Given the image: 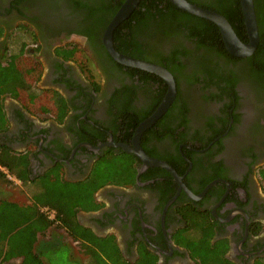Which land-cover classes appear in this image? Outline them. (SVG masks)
<instances>
[{"label": "flooded vegetation", "instance_id": "obj_1", "mask_svg": "<svg viewBox=\"0 0 264 264\" xmlns=\"http://www.w3.org/2000/svg\"><path fill=\"white\" fill-rule=\"evenodd\" d=\"M117 1L0 0V50L21 54L28 74L38 76L34 88L59 103L52 116L4 103L0 145L26 160L24 179L37 189L45 182L70 188L104 158L128 154L133 179L126 183L122 169V185H103L93 192L97 208L75 213L84 233L117 247L122 264H202L193 255L206 233L212 249H225V264H264V85L249 74L250 55L226 60L210 41L190 38L185 21L157 27L146 40L135 28L133 40L147 47L148 60L169 67L176 87L140 145L181 176L192 198L166 169L143 167L121 146H133L167 83L108 54L104 24ZM256 24L259 44L264 22L256 17ZM5 174L23 189L21 176Z\"/></svg>", "mask_w": 264, "mask_h": 264}, {"label": "trees", "instance_id": "obj_2", "mask_svg": "<svg viewBox=\"0 0 264 264\" xmlns=\"http://www.w3.org/2000/svg\"><path fill=\"white\" fill-rule=\"evenodd\" d=\"M122 1L119 0L115 4L111 3L109 5L107 9L109 16L104 26L113 16ZM188 1L225 16L237 36L242 41H246V29L239 0ZM196 1L198 2L196 3ZM253 1L257 21L259 20V24H261L264 22V0ZM105 5L102 2V7H105ZM132 20L135 23L131 22ZM184 21L191 23L190 27L192 31L188 35L190 38L197 39L199 43L201 42L202 44L200 43V45L209 44L210 41L211 44L217 47V52L223 55L226 60L230 59L235 62L236 60L242 59V57H235L227 52L219 30L214 23L179 9L169 0H140L130 16L115 28L113 32L114 47L121 53L150 61L146 58V53L149 52L147 47L144 46L143 48L142 44L133 40L135 28H137L141 38L146 40L157 34L155 32L157 27H163L167 23H184ZM259 29L260 42L253 54L246 60L250 63L249 74H252L259 83L264 85V26H260ZM156 57L154 56V58ZM162 66L165 68L168 67L164 64ZM139 70L135 68V71ZM142 72L143 74H148L149 77L154 76L153 78L155 80H161L155 74L145 71ZM148 75H144V77H148ZM21 86L22 81L14 64L9 63L7 67L0 66V94L9 93L10 95L16 96V88ZM164 93L165 89L159 92V96L161 97ZM159 100L157 99V101ZM2 118L0 108V129L3 128L2 125L4 124ZM141 119H138L132 127H135ZM129 127L127 123L126 128L128 130ZM5 152L0 149V166L6 168L9 173L16 172L21 178L22 176L24 177L25 175L21 170L26 168V160L23 157L16 158L9 156ZM131 162L132 159L130 156L122 153L119 156L107 157L99 161L97 168L90 174L86 181L75 184L70 188L52 186L49 182H45L41 186V189L40 184L38 189L37 187L35 189L31 188L32 185L30 187L25 186V188L22 185L23 190L30 193L27 198L26 194H24L25 201L23 202L17 203L15 200L6 199L3 196L0 199V264L11 260H16L14 264H46L40 252L35 250L34 244L39 236L43 237L49 230L56 233L58 229H63L67 234L69 233L72 240L77 242L76 246L80 249V252L87 256L84 264H122L115 255L118 253V250L114 244L105 242L98 243L96 239L92 241L93 244H87L79 239L81 238L79 236L83 230L77 224L75 213L78 209L91 210L97 208L96 204H92L93 192L103 185L107 183L122 185V169H125L126 176L129 177V181H126V183L130 182L133 179ZM177 171L182 173L183 169H178ZM261 174L264 181V168ZM0 179H3V182H6V184L10 183L6 178V174L1 170ZM26 181L23 184H27ZM26 200H28V203H26ZM45 207L47 209H44ZM50 213H52V216H50ZM206 234L207 237L210 236V234ZM205 240L208 244L204 248H207L208 245L212 247L209 241L207 239ZM202 250L203 244L200 248H195L194 255L199 258L202 264H213L211 259L206 256L207 251L204 250L202 252ZM224 250L218 248L217 251L222 256V264H225V258L223 257ZM149 264L154 263L151 261Z\"/></svg>", "mask_w": 264, "mask_h": 264}, {"label": "water", "instance_id": "obj_3", "mask_svg": "<svg viewBox=\"0 0 264 264\" xmlns=\"http://www.w3.org/2000/svg\"><path fill=\"white\" fill-rule=\"evenodd\" d=\"M179 9L193 14L195 16L204 18L212 23L216 24L219 32L221 34L222 41L226 50L237 57H245L251 55L257 48L259 35L256 24V14L254 9L253 0H239L240 8L242 12L243 22L245 25L248 42L242 41L233 30L230 22L222 14L209 10L207 8L198 6L194 3L189 2L188 0H169ZM140 0H124L115 14L107 23L104 34H103V44L106 48L108 54L111 58L118 62L121 65L135 67L150 73H153L160 78H162L167 83V90L164 95V98L155 109V111L145 118L142 122L138 124L134 131L133 136V146L121 145L122 148L128 152L132 153L135 157L139 158L142 162L143 167L149 166H159L166 169L174 178V180L179 185V190L182 188L184 191L192 198H195V195L192 194L183 184L181 176L165 161L152 158L148 156L140 145V138L143 132L152 126L162 114L165 113L167 108L173 102L176 93L175 81L172 74L163 66L152 63L143 59L132 57L126 54H123L117 51L113 46V32L115 28L126 18L130 16L133 10L137 7ZM139 172V171H138ZM175 198V197H174ZM171 199L170 202H172ZM169 202V203H170ZM168 203V204H169ZM167 204V205H168Z\"/></svg>", "mask_w": 264, "mask_h": 264}, {"label": "crops", "instance_id": "obj_4", "mask_svg": "<svg viewBox=\"0 0 264 264\" xmlns=\"http://www.w3.org/2000/svg\"><path fill=\"white\" fill-rule=\"evenodd\" d=\"M1 40L3 39V38H0ZM7 47L8 48H10V46H8L7 45ZM10 51L9 50H6V49H2V50H0V66H2V67H7L8 65L6 64V62H8V63H12V64H14L15 65V67L17 68V70H18V72H19V75H20V79H21V81H22V86L24 85V84H26V85H28L29 86V88H30V92L29 93H31V96H34V94H37V90L35 89L36 87H37V85H35V82H37V80H38V76L37 75H35V76H32L31 74L29 75L28 74V70H26L24 67H23V60H22V58L20 57L21 56V54H20V56L19 57H16L17 55L16 54H14V53H9ZM7 60V61H5V60ZM5 63V64H4ZM2 64V65H1ZM35 87V88H34ZM20 88L21 87H17L16 88V93H17V95L16 96H14V95H10L9 93H2V94H0V108H1V113H2V116H3V122L6 124V123H8V120L6 119V117H5V113H4V111H3V105H4V103H8V101H13V102H16V103H19V104H22V105H24V107L26 108V109H28L30 112H31V114H40V113H43L42 112V109H41V107H40V109L38 108V107H36V106H33V105H29L28 104V102L21 96V97H19V95H20ZM42 93L39 91V95H38V97L41 95ZM43 94H46V95H49V94H47V93H45V92H43ZM51 97V100H54V98L52 97V96H50ZM57 102H58V100L57 99H55ZM27 103H26V102ZM56 114V113H55ZM7 125V124H6ZM1 146H3L4 148H2ZM0 149H2V151H6L5 153H8L9 154V156H13V157H16L15 155L16 154H14L10 149V147H6L5 145H0ZM11 151V152H10ZM19 158H21V157H19ZM0 170L1 171H3L4 173L5 172H8L7 171V169L6 168H4V167H2V166H0ZM21 171H23L24 172V169H22ZM9 173V172H8ZM10 174H16V172H11ZM18 174H19V172H18ZM24 174V173H23ZM17 175V174H16ZM18 176V175H17ZM22 180L24 179V177L22 176V178H21ZM25 180H27V179H24V181L22 182V184L21 185H23V187L25 188V186H31V188H33V189H35L36 188V186L35 185H33V184H31V183H29L28 182V180L26 181L27 182V184H23L24 182H25ZM4 180L3 179H0V199L3 197V196H5L6 197V199H9L10 197H14V200H15V202H23V201H25V196H24V194H26V198L28 197V194L30 195V193L29 192H25V190H23V189H20L19 187H17V186H15V184H13L12 182H10V184H12V186H14V187H11V186H8V188H9V191H6L7 190V187H6V182H3ZM30 188V189H31ZM2 191H5V192H2ZM99 193L97 192L96 194H95V196H97ZM10 200V199H9ZM13 200V201H14ZM20 200V201H19ZM26 203H28V200H26ZM83 210V209H82ZM61 231L63 232L62 234H61ZM58 234L59 235H57L56 237L57 238H60L61 239V241H62V237L64 238L63 239V241H62V243L65 245V246H67L68 248H69V250H70V257H71V259L72 260H75L76 262H79L80 264H84L85 263V261L87 260V256L86 255H84V254H82L81 252H80V249L76 246V243L77 242H75V241H73L72 240V237L70 236V234L68 233L67 234V232L66 231H64L63 229H58ZM62 236V237H61ZM79 237H81V238H79ZM78 238L82 241V242H84V243H87V244H93L92 243V241H93V238H91L90 237V235L89 234H86V233H84V231L80 234V236H79ZM207 237V236H206ZM205 237V239H207L208 241L210 240L209 239V237H207L206 238ZM209 243H210V241H209ZM210 245L212 246L213 244H211L210 243ZM213 247V246H212ZM193 257L194 258H196L197 259V261L199 260V258L196 256V255H193ZM194 258H192V259H194ZM195 259V260H196ZM200 261V260H199Z\"/></svg>", "mask_w": 264, "mask_h": 264}, {"label": "rangeland", "instance_id": "obj_5", "mask_svg": "<svg viewBox=\"0 0 264 264\" xmlns=\"http://www.w3.org/2000/svg\"><path fill=\"white\" fill-rule=\"evenodd\" d=\"M30 91L31 90L29 86L24 84L20 88L19 97L22 96L28 102L29 105L36 106L39 109L41 107L43 112L42 114L52 116L57 112L59 103L55 99L51 100V97L46 94H41L38 97L39 92H37V94H34V96H31V93H29ZM58 99L60 100V97H58ZM8 186L14 187L12 186V184L8 183L6 184L7 187L6 191H9ZM9 199L14 200V197L12 196ZM190 234L193 235L194 230H192ZM57 235H59L58 232L54 233L52 230H49L48 233L47 234L45 233L43 237L39 236L34 244L35 250L40 252V255L42 256L43 260H45L46 264H80L79 262H76L75 260L71 259L70 250L67 249L68 247L62 243L64 238L61 236L62 237V241H61L60 238L56 237ZM199 243L203 244L202 252L204 250L207 251V255L206 254L205 255L208 256L207 258L211 259L213 264H219V263L222 264L223 262L222 256L219 252H217L216 249H212V247H210L209 245L207 248H204V246L206 247V245L208 244V242L204 238L199 240ZM15 262L16 260H11L2 264H14Z\"/></svg>", "mask_w": 264, "mask_h": 264}, {"label": "built area", "instance_id": "obj_6", "mask_svg": "<svg viewBox=\"0 0 264 264\" xmlns=\"http://www.w3.org/2000/svg\"><path fill=\"white\" fill-rule=\"evenodd\" d=\"M50 216H52V213H50Z\"/></svg>", "mask_w": 264, "mask_h": 264}]
</instances>
